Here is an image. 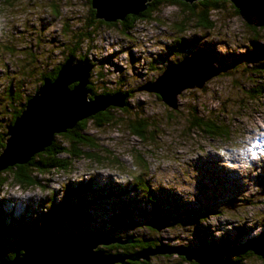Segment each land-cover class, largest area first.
Returning a JSON list of instances; mask_svg holds the SVG:
<instances>
[{
	"label": "rangeland",
	"instance_id": "rangeland-1",
	"mask_svg": "<svg viewBox=\"0 0 264 264\" xmlns=\"http://www.w3.org/2000/svg\"><path fill=\"white\" fill-rule=\"evenodd\" d=\"M51 2L59 10L56 17L49 8ZM175 5L158 6L152 14L153 18L136 21L127 33H122L120 26L97 29L89 42L90 50L86 53L87 61L93 66L89 71L88 85L93 81L91 87L96 90L86 87L87 98L90 101L98 98L101 87L111 92L125 90V94H120L126 96L125 109L117 106L113 109L118 122L100 128L91 121L87 124L85 133L93 137L100 150L84 151L104 154L103 151L107 149L106 152L113 155L114 164L96 158L93 153L90 154L93 157L75 159L69 171L51 172L38 177L43 186L22 189L10 185L7 188L10 180L0 186L2 229L11 225L9 233L0 235L1 248L7 255L15 250L17 241L23 239L20 238L25 230L22 223L37 222L51 199L57 201L63 196L64 185L93 178L96 189L108 185L110 181L124 187L140 173L152 187L163 189V196L171 193L172 199H177L179 205L190 203L195 208L210 204L217 209L218 214L205 213L208 218L200 226L198 223L199 228L208 232L209 239L236 237L234 243L237 244L247 240L249 234L257 235L264 230V92L257 94L261 95L257 98L249 97L246 92V89L253 87L251 81L254 76L244 74L243 67H232L228 71L222 67L215 71V65L218 66L220 60H212L211 66L206 56L204 61H200L202 72L199 69L198 77L195 76L198 78L194 80L196 84L183 88L172 100L175 108L165 104L155 92L149 91L163 70L175 60L169 48L165 47V44L180 36L175 23L182 17V9ZM88 6L87 0H16L13 5L0 3V20L3 21L0 25V135L8 120V115L1 110L2 90L10 85L13 91L20 92L24 97L35 94L38 72L28 79L29 71L25 63L31 64L36 57L40 70L46 67L47 71L61 63L63 55L68 53L64 51L71 36V33H64L63 28L67 24L69 29L74 30L79 19L89 13ZM233 7L228 1L220 11L210 12L208 19L213 23L211 29L201 27L200 23L198 27L193 22L195 26L189 25L182 35L188 37L195 33L198 36L199 33L202 36L199 48L208 49L212 58L230 62L231 57H227V53H239L251 47L245 19L234 14ZM259 33L256 37L251 36L261 44V41L264 42V32ZM194 47L196 45L190 46ZM85 50L84 47L83 52ZM194 53L199 51L193 49L187 56ZM74 61L73 64H76ZM49 63L52 66L47 65ZM21 69L22 74L19 73ZM99 71L103 78L98 77ZM199 73L204 75V80L200 82ZM255 79L264 87L262 74ZM191 109L198 112L199 119L222 123L228 131L227 135L211 140L200 129L192 127L187 114ZM138 116L147 117L154 125L146 131L147 135L153 131L151 140L141 141L129 132L127 120ZM7 137H2V140L5 141ZM59 141L66 144L69 139L59 136ZM138 155L143 157L144 162L139 163L133 157ZM35 172L33 169L32 173ZM206 181L219 185L222 193L215 194L214 190L206 188L204 191L215 197L205 200L201 189ZM87 209L92 219L85 220L82 229L105 234L103 219L112 208L108 205L104 208L88 205ZM163 221L160 219L158 223L162 224ZM172 224H162L156 232H151L145 225H138L137 230L150 240L159 239L162 246L169 248L196 249L200 246L189 227ZM242 225L245 229L241 235H236L234 227L240 228ZM68 230L66 228V232ZM159 243L156 247L160 246ZM99 246L92 251H97ZM170 255L147 256L149 261L146 264H192ZM226 258L225 261L230 264H263V258L258 255L236 262H230V254ZM0 260L8 262L6 259ZM138 260L137 264H144L142 259Z\"/></svg>",
	"mask_w": 264,
	"mask_h": 264
},
{
	"label": "trees",
	"instance_id": "trees-1",
	"mask_svg": "<svg viewBox=\"0 0 264 264\" xmlns=\"http://www.w3.org/2000/svg\"><path fill=\"white\" fill-rule=\"evenodd\" d=\"M15 1L16 0H0V3L13 5ZM228 1L230 0H198L189 5L188 3L181 0H151L147 2V7L142 12L137 13V15L127 14L122 21L116 20L114 22H104L103 19H95L96 12L94 9H91V0H87L89 5V13L86 15V17L79 19L80 21L74 30L69 29L70 26L67 24H65L63 28L64 33H71V36L68 40L69 44L64 51L65 53H68L67 55H63L62 62L54 65L50 71H47L46 67L40 70L38 63H36V57H34V60H31V64L25 63V66L29 71L27 73V77L28 79L31 78V74L34 77L38 72V85L35 88V90H38V88L45 81L53 82L56 79L59 74V70L63 64L69 60V58H71L73 61L75 60L76 63H80L87 58L86 53L88 50H90L89 42L91 41L92 37L95 36L97 29L100 27L116 28L120 26L122 29L121 32L127 33L136 21L141 19H150V17L153 18L152 14L154 13L155 9L158 8V6H161L162 4H176L182 9V14L180 13V16L182 17H179L175 23L176 32H179L180 36L172 39L169 44H165V47H168L172 56L175 57L176 61L174 60L172 62H180L183 58L187 57V55L190 54L193 49H196L199 51V54H205L207 56L211 66H213L212 60H220L221 63L218 66L215 65V70L223 67L225 68V71H228L232 67H243L242 71L244 74H248V76H254L251 81V83L254 85L250 89H246L247 94L251 98L260 97L261 95L257 94H263L264 87L261 85L263 83L259 82L258 79L255 78L261 77V74L264 76V42L261 41L260 44L258 42L259 40H254L252 36L256 37L260 35L259 32H264V13L263 16L253 15L251 13L243 14L230 1L234 6V14L237 16H242L245 19V28L250 32L248 41L251 42V47L245 48L239 53H227V57H231L230 62L224 61L221 58H212V54L208 51V49L206 51V48H199V42L202 43V36H200L199 33L198 36H196L195 33H192L188 37H186V35H182L187 32L186 30L189 25L195 26L194 24H196L199 27L200 23L201 27L205 29H211L213 27V23L208 19L210 17L209 13L212 11H220V9L224 8ZM49 8H52L55 13V17L59 15V10L56 4L52 3ZM85 40L86 43H84ZM193 45H196V47L190 48V46L192 47ZM84 47L86 50L83 52ZM5 48H7L8 51H11L9 47ZM172 62L168 66L172 65ZM35 65L37 69H35ZM47 65L52 66V63ZM19 73L22 74V69ZM101 74V71H99L98 77H101ZM91 84L87 85L86 87L95 91L96 88L91 87ZM70 88H72V86H70ZM2 93L3 97L1 110L2 113L8 115V120L6 119V125L4 126L0 135V154L5 148L6 140L8 138L7 137L4 141L2 140V137L7 136L8 130L13 126L16 119L20 117L22 111L26 107L27 102L34 94L32 93L31 95L24 97L20 92L13 91L10 85H7V87L2 90L1 94ZM94 93L95 92H93V94ZM100 93L101 94L98 95L100 97H110L116 94L122 95L126 92L125 90L111 92L105 87H101ZM91 97L92 96H89V98ZM3 98L7 99L6 103L4 102L5 99ZM125 104H127V102H125ZM115 107L116 106L110 105L105 110L97 112L92 116L78 121L74 127L66 130L64 133L53 134L49 145L43 150L34 153L25 164H13L0 170V186L4 185V183L7 184L8 180H10V184L6 186L7 188H9L10 185L21 187L22 189L43 186L38 177L46 176L51 172L59 173L63 171H69V169L72 168L75 159H86V157L90 158L93 157L90 156V154L93 153H95L96 158H102L109 163L114 164L112 162L113 155L106 152L107 149L103 151L105 152L104 154L97 153V151L91 152L84 150H100L99 145L95 142L93 137H90V135L85 133L86 126L90 121L95 127L99 128L112 122H118L119 119L114 118L113 109ZM120 108L125 109V107ZM193 110H195V108H193ZM193 110L191 109L187 113L191 119L192 127L200 129L211 140H215L217 138L220 139L227 135L228 131L222 125V123L203 120V118L199 119L198 112ZM127 126L129 132L136 136L139 140L145 141L148 138L151 140L152 137L150 136L153 135V131L150 133L151 135H147L146 131L150 126L154 125L150 123L147 117L145 118L138 116L131 120L129 119L127 120ZM59 136L64 137V139H69V141H67L65 144L59 141ZM56 137H58V139ZM133 157H135L139 163L144 162V159L141 155ZM33 169L36 170L35 173H32ZM2 173L6 174L3 175ZM93 184L94 180L92 178L90 180L87 179L64 185L63 196H61L57 201L52 198L51 202L47 206L46 211H44V213H40L37 222L29 223V221H27L22 223V227L25 230L23 232V236L20 238L23 239H19L17 241L16 245H14L16 246L14 248L15 250L12 253L7 255L5 250H2L0 245V258L6 260L14 259L17 253L23 252L21 249L23 246L29 245L39 238H43L48 242L58 239L62 241L73 239L77 242L98 238L100 234L104 233L97 234L94 230L90 231L82 229V226L85 223L84 221L92 219L88 216V205L101 206L102 208H104L106 205L110 206L112 211L106 215L105 219H103L106 224V229L103 227H101V229H105V234L111 238L131 239L130 243L123 245L116 243L100 245L97 251L101 252L107 257H131L140 254L147 249H154L158 245L157 242H159V239L150 240V237L143 235L137 230V226L145 225V227H147L151 232H156L157 230L150 227L148 223L152 221L155 222V220L159 219H166L168 222H170V225L173 223V226L183 225L189 227L191 229L190 231L194 234L196 242L200 244V246L196 249H200L202 247H229L231 250V252H229L231 256L230 262L242 260L244 257L249 258L253 255L256 256V254H254V252L248 248L253 244H256L259 240L264 239V230L257 235L249 234L247 240L237 244L234 243V239L236 237H233L232 239L226 237H216L214 239H209L207 237L208 232L202 230V227L199 228V226L201 222L208 218L205 213L214 214V212H218L217 209L212 207L210 204L206 205L207 207L205 205H201L195 208L192 207L190 203L179 205V203H177V199H172L173 195L171 193H166V195L163 196L165 194L161 193L163 189H160L159 187L155 189L152 187L151 183H149V181L146 180L141 173L137 174L135 178H131V182L125 184L124 187H119L117 184L109 182L108 185H105L102 188L97 187L96 189L94 188ZM202 186L204 188L201 189V194L204 196L205 200L215 197V195H210L205 192L204 190H206V188H208L209 191L214 190L215 194L222 193L223 191L219 185L216 186L215 183L213 184L209 181L203 182ZM10 226L11 225L9 224L4 229H2V222H0V235H5L6 232L9 233ZM66 228L70 230L66 232ZM243 229H245L244 225L240 226V228L235 226L234 232H236V235H241ZM207 230L209 231L208 226ZM1 243L2 241H0V244ZM183 248L190 249L189 247ZM229 254L227 253L226 257H228ZM176 256H178L181 261H186L184 256ZM232 256L236 258H232ZM226 257L225 260L228 259ZM138 261L139 260L131 261L124 259L123 263L137 264ZM147 261L149 260L147 259ZM147 261L142 259V263L144 264H146ZM190 263L199 264L193 260H191ZM115 264L121 263L117 262Z\"/></svg>",
	"mask_w": 264,
	"mask_h": 264
},
{
	"label": "water",
	"instance_id": "water-1",
	"mask_svg": "<svg viewBox=\"0 0 264 264\" xmlns=\"http://www.w3.org/2000/svg\"><path fill=\"white\" fill-rule=\"evenodd\" d=\"M151 0H91V9L95 10V19H103L104 22L122 21L127 14L137 15L147 7ZM189 5L198 0H181ZM243 14L262 15L264 13V0H230ZM200 55L202 58H200ZM191 55L180 62L164 69L149 91L155 92L165 104H171L174 108L175 97L183 88L192 87L196 83H183L176 81V71L181 68L194 66L195 73L199 69L202 72L200 61L205 60L206 55ZM203 59V60H202ZM200 60V61H199ZM207 60V59H206ZM93 66L84 59L80 63L73 64L69 58L59 70V74L53 82L45 81L32 95L16 119L13 126L7 132L5 148L0 154V170L13 164H25L34 153L43 150L49 145L53 134L62 133L75 126V124L97 112L105 110L108 106H124V98L116 94L112 97L87 98L88 76ZM218 71V70H215ZM201 74V73H199ZM198 79V78H197ZM203 79V78H202ZM201 79V80H202ZM204 80V79H203ZM199 85V84H197ZM201 85V84H200ZM72 86V88H70ZM153 222V221H152ZM148 225L160 230L162 224L169 225L166 219L159 224L158 220ZM160 228V229H159ZM131 239H115L103 235L90 241H74L60 239L52 242L37 239L29 245L23 246L22 253H17L12 260L2 261L0 264H113L123 263L124 259L147 261V256L153 255H182L185 260L198 262L199 264H230L221 261L223 255L231 252L230 248L197 249L155 247V250H145L131 257H107L101 252L93 250L97 245L128 244ZM254 254L261 256L264 261V239L251 248Z\"/></svg>",
	"mask_w": 264,
	"mask_h": 264
},
{
	"label": "bare ground",
	"instance_id": "bare-ground-1",
	"mask_svg": "<svg viewBox=\"0 0 264 264\" xmlns=\"http://www.w3.org/2000/svg\"><path fill=\"white\" fill-rule=\"evenodd\" d=\"M192 55H200L199 53H194ZM191 56V55H190ZM188 57V56H187ZM186 58V57H185ZM200 58L201 55H200ZM203 60V59H202ZM200 61V60H199ZM204 61V60H203ZM202 65V64H201ZM173 66V65H171ZM194 71V66H189L188 68H181L180 70L176 71L175 73L179 74L176 75V81L177 82H185V83H194L196 81V78L198 77V73L193 72ZM197 76V77H195ZM203 74H199V82L201 81V79L203 78ZM195 80V81H194ZM160 220V219H159ZM158 220V221H159ZM160 224V223H159ZM178 248H183V247H178ZM204 249H211V248H206V247H202ZM216 248V247H215ZM220 248V247H217ZM201 249V248H200ZM189 250H197V249H189Z\"/></svg>",
	"mask_w": 264,
	"mask_h": 264
},
{
	"label": "clouds",
	"instance_id": "clouds-1",
	"mask_svg": "<svg viewBox=\"0 0 264 264\" xmlns=\"http://www.w3.org/2000/svg\"><path fill=\"white\" fill-rule=\"evenodd\" d=\"M3 24V21L2 20H0V25H2ZM258 159V158H257ZM112 181H110V183H111ZM112 183H114V182H112ZM114 184H116V183H114ZM226 255V254H225ZM223 259L225 260V256H223Z\"/></svg>",
	"mask_w": 264,
	"mask_h": 264
}]
</instances>
